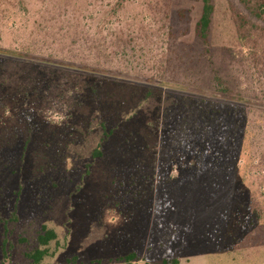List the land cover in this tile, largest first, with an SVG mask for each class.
Returning a JSON list of instances; mask_svg holds the SVG:
<instances>
[{
    "label": "rangeland",
    "instance_id": "1",
    "mask_svg": "<svg viewBox=\"0 0 264 264\" xmlns=\"http://www.w3.org/2000/svg\"><path fill=\"white\" fill-rule=\"evenodd\" d=\"M211 3L0 0V264H264V20Z\"/></svg>",
    "mask_w": 264,
    "mask_h": 264
},
{
    "label": "trees",
    "instance_id": "2",
    "mask_svg": "<svg viewBox=\"0 0 264 264\" xmlns=\"http://www.w3.org/2000/svg\"><path fill=\"white\" fill-rule=\"evenodd\" d=\"M202 1V9L201 15L196 23V35L197 37L203 42H207L210 23H211V16L213 13V5L211 3L212 0H201ZM240 2L250 10L253 17L258 20H264V0H240ZM239 27H242V25ZM219 80V78H216ZM93 155L95 157H100L101 152L100 150L95 149ZM57 235L53 230L42 226V233L38 235L37 241L40 246L44 247L43 249H35L30 253H26L25 256L30 261V264H47L44 263V258L48 255L47 246L51 241H56ZM135 258L133 254H129L126 256L127 261H132ZM164 264H168L165 260L163 261ZM4 264V263H2ZM144 264H150L145 262ZM171 264H177V260L173 259Z\"/></svg>",
    "mask_w": 264,
    "mask_h": 264
},
{
    "label": "crops",
    "instance_id": "3",
    "mask_svg": "<svg viewBox=\"0 0 264 264\" xmlns=\"http://www.w3.org/2000/svg\"><path fill=\"white\" fill-rule=\"evenodd\" d=\"M176 259V258H175ZM177 260V259H176ZM177 264H178V260H177Z\"/></svg>",
    "mask_w": 264,
    "mask_h": 264
}]
</instances>
